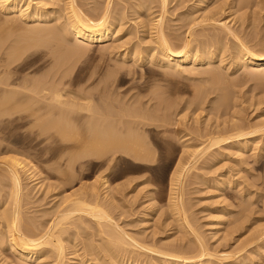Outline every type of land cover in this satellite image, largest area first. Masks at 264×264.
I'll list each match as a JSON object with an SVG mask.
<instances>
[{
    "label": "rangeland",
    "instance_id": "rangeland-1",
    "mask_svg": "<svg viewBox=\"0 0 264 264\" xmlns=\"http://www.w3.org/2000/svg\"><path fill=\"white\" fill-rule=\"evenodd\" d=\"M34 1L39 3L47 1L46 7L50 10L52 8L53 12L51 11L52 16L45 24L52 23L53 26L54 14L57 15L59 10L60 13L63 12L61 9L64 10V3L67 0ZM200 1L202 0H168L166 10L163 11L159 0L153 2L152 0H110L113 11L125 12L123 23H121L123 30H113L110 39L101 46L91 45L88 49L78 50L79 52L73 49L77 44L74 45L72 39L63 38L69 47L60 49L53 38H46V42L43 43L44 49H41L44 52L42 53L43 67L40 65V69L36 70L35 64L31 63L27 68L17 72L18 79L21 81L26 77H29V80L39 78L40 75L45 83V90L46 88L48 90L45 93L48 99L45 101L47 106L44 114V120L47 121L48 126H43L41 144L36 143L35 126H0V142L5 139V144H8L7 142L10 146L12 144V147L17 150L10 153H18L16 155L25 162H29L30 170L34 169L35 174L38 175L36 181L31 180L32 178L25 173L21 175L23 191H20L22 204L20 212L23 215L20 214L22 218L20 219L23 221L22 227L25 226V229L21 227L24 231L30 225L34 227L36 224H43L42 226L45 227L50 224L54 219L53 207L57 208L65 196L70 194L82 196L89 191L88 194L91 196L86 201L92 207L97 205L98 209L102 208L104 212L106 211L105 213L108 212L112 223L119 224L122 231L130 234L137 241L141 240V243L145 245H154L153 247L159 249L163 246V251L164 246H167L165 249L167 251L169 245H177L172 247L174 250L176 248L175 251L178 248L179 253L192 251L194 255L196 253L194 251L201 244L209 248L208 252L211 249L210 253L214 255H227L230 261L240 258L238 260L242 262L252 260V264H264V261H261L264 260V253H261L264 252L261 251L264 250V239H262L264 223L260 225L262 230L256 227L260 222H264V216L261 215L264 212L262 209L264 207L262 204L264 203L262 200L264 199L262 198L264 197V131H258L259 134L256 132L253 138H244L245 148L242 149L238 148L237 141L243 138H237V141L232 139L229 143L213 142L217 137L222 135L225 137L226 131H232L231 135L235 133L234 130L237 132L242 126L243 130L245 127L247 128L245 130H249L260 125L264 126V71L256 74L251 67H241L237 70L233 68L234 57H236L235 48L239 42L243 41L249 48L264 54V0H250L249 2L253 5L250 4L249 7H240L242 3L248 2L247 0H205L202 1V6L199 4ZM76 2L78 7L81 6L82 11L94 18V15L102 11L103 4L105 6L107 0H76ZM140 2L148 4V7L146 8V5L145 8H141ZM234 5L235 8L231 9ZM96 9L98 11H95ZM17 12L1 10L0 23L3 24L4 19L10 20L12 15L15 22H22L18 20L20 17ZM95 12L97 13L94 14ZM161 13H164V32L170 36L174 44H180V40L190 38L189 41L200 42L201 45L205 44L209 47L215 45L218 48L220 52L212 58L210 66L207 67V63L199 65L200 67L196 69L198 73L192 70L190 72L189 69L178 73L162 64H150L147 61L146 57L153 46V43L149 42H153L154 39L151 34L153 28L149 27H153ZM63 17L62 13L61 18ZM64 19L66 21V18ZM225 25L232 28V36L228 34ZM208 29L211 30L208 31L209 34ZM174 46L179 47V45ZM136 47L139 48L136 49ZM147 47L149 50L143 51ZM30 50L27 54L34 49ZM141 52L144 59L141 57V61H137L142 55ZM123 53L128 55L125 59L122 58ZM221 53L224 56L223 62ZM135 55H137L136 58ZM1 71L0 75H3L4 72ZM56 90L62 93L61 96L63 95L60 96L61 101L68 104L61 103L62 106L56 101L53 97L55 94L53 92ZM231 127L234 129L231 130ZM227 134L226 137L229 135ZM212 138L215 139L211 140ZM5 144L2 142L0 146ZM126 147H131L132 150L125 151ZM2 156L5 155L0 153V160L3 159H1ZM245 158L246 161H244ZM176 165L184 166L182 170L180 167L179 171H183L188 165L189 168L187 173H185L187 169L184 172L181 186L183 188L175 191L170 174ZM0 166V214L5 216L0 217V239L3 238L0 243V264H37L39 259L41 262L39 264H53L55 257H51L55 256V253L53 252L51 256V252L48 251L50 255L48 256L46 251L50 246L43 247L46 248L43 253L47 256L44 258L43 255L38 259L34 257L20 259L7 248L4 240H9L11 233L5 231L7 228H4V221L11 209L12 196H8L11 191L9 190L10 181L5 171L7 167L1 163ZM231 170H237L240 173L237 171L230 173ZM103 179L108 181L109 190L101 186ZM222 179L235 182L234 187L222 191L219 188L220 183L223 182ZM240 179L243 182H239ZM217 190L222 191L223 195ZM174 191L182 197V206L179 211H176L174 200H172L176 195ZM23 195L26 198H23ZM75 198L80 201L81 197ZM89 198L91 200H88ZM222 200H224L223 205H220ZM226 202L228 206L225 205ZM177 212L179 215L176 214ZM84 216H77L81 218L79 221L77 220L80 218L75 220L77 217L74 216L75 218H70L71 221L68 219L67 224L61 226L60 231H57L58 228L56 230L63 234L61 237H63L64 245L68 243L65 245L66 255L61 264L73 263L81 253L88 255V248L92 244V246L96 245L95 249L100 246V249L107 248L106 250L102 248L104 251L97 249L96 255L88 256L89 263L97 261L95 258L100 251L102 252L99 257L102 256L104 259V261L100 260L101 264L111 263L114 259L110 260V258L117 254L120 256H115L114 261L117 260L116 263L113 261L115 264L127 263L126 256H130L133 260L136 258L140 264H146L149 260L150 264H154L156 261L157 256L147 250H144L143 255L139 254L142 259L145 258L144 261L138 253L135 255H138L141 261L137 256L132 258L133 250L128 254V246L125 247L127 252H116L117 254L110 255L111 247L104 245L103 242L107 236L105 233L102 235L105 228L101 229L96 220L87 215ZM186 221L196 231L189 228V223ZM102 223L108 225L107 222ZM214 224V229L210 228ZM37 225L36 229L40 233L44 228L39 229ZM36 229L33 231L37 235ZM198 238L202 239V242ZM249 242L253 247H250ZM196 243L199 245L195 247ZM99 244L100 246L97 247ZM74 245L77 246L76 249L81 247L76 254L72 253ZM82 247L87 249L86 253ZM129 249L132 248L129 247ZM174 250L172 253L178 254ZM120 253L126 254L121 257ZM255 254L260 257L259 260H256ZM151 257L154 258L151 259ZM254 257L255 261H253ZM43 258L44 261L46 259L45 262ZM162 260L163 258L158 259V264L166 262ZM212 261L214 264L219 263L216 259Z\"/></svg>",
    "mask_w": 264,
    "mask_h": 264
},
{
    "label": "bare ground",
    "instance_id": "bare-ground-1",
    "mask_svg": "<svg viewBox=\"0 0 264 264\" xmlns=\"http://www.w3.org/2000/svg\"><path fill=\"white\" fill-rule=\"evenodd\" d=\"M43 1V0H42ZM66 1V0H65ZM64 1V2H65ZM96 1V0H95ZM153 1H156V0H152ZM158 1V0H157ZM160 1V4H161V8L162 10L164 11V9L166 8V6L168 5V0H159ZM202 1H205V0H202ZM200 1L199 4L200 6L203 5V2ZM248 2H244L240 5V7H249L250 4H252L251 2H249L250 0H247ZM38 2V3H37ZM35 2L34 0H28V1H24L22 2V0H0V11L3 10V11H18V15L20 18H18V20L20 19L22 22H15L14 19L12 18V15L10 17V20H6L4 22L3 20V24L0 23V71L2 70L4 72V74L0 75V126H35L36 127V134H35V139H36V143L37 144H41L42 140H43V126H48L46 125V122L44 120V114L46 113V106L45 105V101L48 99H46V97H48L47 95H45L46 91L48 92L47 88L45 90V83L43 81V78L39 75V78H35V79H31L29 80L27 77L26 78H23L22 81L18 79V74L17 72L21 71L23 68H27L29 65H31V63H34L35 64V69L36 70H39L40 67L42 66V60H43V54L44 52H42V48L44 49L43 47V43L46 42V38H49V39H52L55 40V43H56V46L60 49H62L61 47H63L64 49L67 48L69 46H67L63 40L64 39H72V43L75 45V43L77 44L76 46L73 47V49H75L77 52H79L78 50H83V49H88L89 46L91 45H99L101 46L102 44H104L108 39H110V36L112 34V31L113 30H123L122 29V25L121 23H123L122 21L124 20V13L122 12H119V11H113L111 9V3H110V0H107V2L105 3V6L103 4V7L102 8V11L101 9H99L101 12L99 14H96L97 12H95L94 14V18L88 16L86 14L85 11H82L80 9V7H78V4L76 2V0H67L64 4H65V7H64V10H62L61 8V11L63 12H59L57 9L56 11L57 12V15H55L54 13V20H55V24H53V26L48 23V24H45L47 22V20L52 16L51 14V11H52V8L50 10V8L46 7L47 4V1L46 2H42V3H39V1ZM52 2V1H51ZM148 2V1H147ZM150 2V1H149ZM32 3H35V4H32ZM55 3V2H54ZM93 3V1H92ZM100 3V2H99ZM151 3V2H150ZM56 4V3H55ZM63 4V2H62ZM95 4V3H94ZM140 7L141 8H146L148 7V4L146 3H141L140 2ZM54 5V4H53ZM59 5V4H58ZM96 5V4H95ZM157 5V4H156ZM231 5V4H230ZM253 5V4H252ZM50 6V5H49ZM56 6V5H55ZM86 6V5H85ZM139 6V5H138ZM232 6V5H231ZM52 7V6H51ZM96 7V6H95ZM102 7V6H101ZM157 7V6H156ZM59 8V7H58ZM158 8V7H157ZM235 8V5L233 7H231V9H234ZM92 9V8H91ZM115 9V8H114ZM154 9V8H153ZM55 10V9H54ZM94 10V9H93ZM144 10V9H143ZM166 10V9H165ZM95 11H98L97 9ZM124 11V10H123ZM148 11V9H147ZM53 12V11H52ZM92 13L94 11H91ZM140 12V11H139ZM151 12V11H150ZM158 12V11H157ZM9 13V12H8ZM13 13V12H11ZM59 13V14H58ZM62 13L64 14V17L61 18L62 16ZM144 13V12H143ZM102 14L101 16H97V15H100ZM163 14L164 13H161L160 14V18L157 19V21L155 22V24H153V27H149V25L147 27L149 28H153L152 29V36L154 37L153 39V42H149V43H153V46L152 48L150 49L146 59L147 61L150 63V64H162L164 66H166L167 68L175 71V72H178V73H181V72H186L189 71L191 72H195L197 67L201 64H206L207 63V67L210 66L209 63L212 62V58H214L217 54H219V50L217 47H209L208 45L205 46L204 45H201L200 42H194V41H189V39H185V40H180V44H174L172 41H171V38L170 36H168V34L166 35L165 32H164V28H163ZM7 15V14H6ZM10 14H8L9 16ZM17 15V16H18ZM16 16V15H15ZM93 16V15H92ZM96 16L98 18H96ZM139 16V15H138ZM145 16V14H144ZM12 18V20H11ZM15 20L16 17H14ZM61 18V19H60ZM66 18V21L65 19ZM149 18V17H148ZM64 19L63 21H60ZM123 19V20H122ZM149 21V20H148ZM1 22V21H0ZM16 24H15V23ZM144 22V20H143ZM23 23V24H22ZM30 25H29V24ZM31 23H38V24H31ZM44 23V25H43ZM152 22H150L151 24ZM224 24V23H223ZM51 25V26H50ZM145 26V25H144ZM152 26V25H151ZM165 26V25H164ZM208 27V25H207ZM225 28H227V31H228V34L230 36H232V28H228L226 25L224 26ZM205 28V27H204ZM221 28V27H220ZM231 29V30H230ZM148 30V29H146ZM218 30V29H216ZM215 30V31H216ZM221 30V29H220ZM193 31V30H192ZM208 31H211L210 29L207 30ZM214 31V32H215ZM224 31V29H223ZM150 33V32H149ZM234 33V32H233ZM209 34V32H208ZM212 34V33H211ZM150 35V34H148ZM206 37L208 38L207 36V33L205 34ZM213 35V34H212ZM235 35V34H234ZM194 36V34H193ZM210 36V35H209ZM225 36V35H224ZM228 36V35H227ZM205 37V38H206ZM236 37V36H234ZM150 38V37H149ZM152 38V37H151ZM206 38V39H207ZM238 38V37H236ZM233 39V38H232ZM45 40V41H44ZM69 40V41H70ZM74 40V42H73ZM192 40V38H191ZM199 40V39H198ZM205 40V39H204ZM234 40V39H233ZM242 40V39H241ZM51 41V40H50ZM67 41V40H65ZM149 41H152L149 39ZM206 41V40H205ZM217 41V40H216ZM219 41V39H218ZM239 41V39H238ZM145 42V41H144ZM203 42V41H201ZM207 42V41H206ZM210 42V41H209ZM140 43V42H139ZM71 43H69L70 45ZM208 44V42H207ZM214 44V43H213ZM246 44V43H245ZM242 42H239L236 46V53H235V64L233 65V68L234 70H237L241 67H244V68H252L254 73L256 72V74L258 72H261V71H264V54H260L259 52H256V50L254 48H249V46L246 44L245 45ZM152 45V44H151ZM150 45V46H151ZM174 45H179V49L176 48ZM55 46V47H56ZM105 46V45H104ZM139 46V45H137ZM202 46V47H201ZM204 46V47H203ZM208 46V47H207ZM135 47V46H134ZM142 47V46H141ZM140 47V48H141ZM145 47V46H144ZM71 48V47H70ZM139 48V47H136V49ZM146 48V47H145ZM145 50H149V47H147V49ZM30 49H34L30 54H27V52L30 50ZM254 49V50H252ZM56 50V49H55ZM59 50V49H58ZM142 50V48H141ZM153 50V51H152ZM31 51V50H30ZM54 51V50H53ZM66 52V50H65ZM222 52V51H221ZM145 53V52H144ZM262 53V52H261ZM27 54V55H26ZM55 54V53H54ZM142 54V52H141ZM147 54V53H146ZM222 54V53H221ZM221 58H222V62L224 61L223 58V54L221 55ZM234 54V52H233ZM63 55V54H62ZM75 55V54H74ZM140 55V54H139ZM138 55V56H139ZM66 56V55H65ZM128 55L126 53H123V59H125ZM137 55H135V58H136ZM143 54L139 56L138 60L137 61H141L140 58L142 57L143 58ZM134 58V59H135ZM220 58V59H221ZM144 59V58H143ZM226 59V58H225ZM145 61V60H143ZM220 61V60H219ZM58 62V61H57ZM64 62V61H63ZM60 63V62H59ZM41 65V66H40ZM162 66V67H164ZM43 67V66H42ZM200 67V66H199ZM207 69V68H206ZM1 71V72H2ZM2 72V73H3ZM189 72V73H190ZM197 72V71H196ZM198 73V72H197ZM201 73V72H200ZM25 76V75H24ZM21 77V76H20ZM59 91V90H58ZM50 92V91H49ZM60 92V91H59ZM56 91H54L53 93V97H55L56 101H58L60 104H66L67 102L66 101H69V100H66L65 102L66 103H63V101H61L60 99V96L61 94ZM51 93V92H50ZM48 94V93H47ZM46 96V97H45ZM63 96V95H62ZM61 96V97H62ZM53 97L51 96V98L53 99ZM50 98V99H51ZM49 99V100H50ZM73 101V99H72ZM49 102V101H48ZM54 102V101H53ZM58 102H57V105H58ZM74 103V102H73ZM72 103V104H73ZM61 104V105H62ZM68 104V103H67ZM71 106H75V105H72ZM56 105V106H57ZM60 106V105H59ZM63 106V105H62ZM66 106V105H64ZM67 107V106H66ZM51 109V107H50ZM69 109V107H68ZM72 109H74L72 107ZM52 110V109H51ZM66 110V109H65ZM48 112V111H47ZM67 114V112H66ZM98 122V121H97ZM102 124V123H101ZM100 124V125H101ZM261 124V123H260ZM259 125V124H258ZM8 126V127H9ZM257 126V125H256ZM233 127V126H232ZM231 127V128H232ZM241 127V126H240ZM243 127V126H242ZM240 128L239 131L236 132V130H234L235 133L231 134L230 135V132H227L224 133V136L225 137H222L220 136L219 138L217 137L216 139L215 138H212L211 140L215 139L213 142L214 143H217L219 141H224V142H231L232 139H236V141L238 140L237 138H240L243 140H238L237 141V144H238V148L242 149V148H245V139L244 138H253V136L256 135V132L258 133V131H264V126L260 125V126H257L253 129H249V130H245L247 129L245 127V129L243 130V128ZM1 129V127H0ZM21 129V128H20ZM47 129V128H46ZM234 128H232L231 130H233ZM28 130V129H27ZM3 131V130H2ZM30 131V130H29ZM210 131V130H209ZM1 132V131H0ZM215 132V131H214ZM218 132V131H217ZM216 132V134H218ZM210 133V132H208ZM229 135H228V134ZM1 134V133H0ZM9 134V133H8ZM32 134V133H31ZM211 134V133H210ZM226 134L228 135L226 137ZM259 134V133H258ZM30 135V134H29ZM28 135V136H29ZM133 135V134H132ZM261 135V134H260ZM258 136V135H257ZM2 138V137H1ZM10 139V137H9ZM28 139V138H27ZM258 139V138H257ZM5 140V139H4ZM4 140L2 139L1 142H0V145L1 143L4 142ZM210 140V141H211ZM234 141V140H233ZM7 142V141H6ZM33 142V141H32ZM244 142V143H243ZM249 143V140L247 141ZM246 142V143H247ZM9 144V142H7ZM208 143V142H207ZM220 143V142H219ZM227 143V144H228ZM5 144L4 146H0V153H3L5 156H2L0 160V163L5 165L7 168H3L5 171H6V175L10 181V185H9V190L11 191V193L9 192L8 196L10 195V197L12 196V204H11V209L9 211V215L6 217L5 219V227L4 228H7L5 231H9L11 234H10V238L9 240H4V242H6V246L7 248L9 249V251H11L12 253L16 254L17 257H19L20 259L21 258H25V259H28V258H33L34 259H38L40 258L41 256L44 255V258L49 254L48 251H50L51 253V256L53 254V252L55 253V256H52L51 258L55 257L53 259L54 263L53 264H61L63 261V258L65 257V245L68 244L66 243L64 245L63 243V237H61L63 234H61V232H57V231H60L61 230V226H63V224H67L66 221H71L70 218H75L74 216H80V217H83L84 215H87L91 218H93L94 220L97 221V224L98 226H101V229L105 228L104 231H103V234L105 233V236H106V239L103 240L104 242V245L106 244V246L108 245L109 247H111V251H110V255H114L119 253V252H127L125 251V247L128 246V250L129 252H127L128 254L131 252V256H133L132 258H134V256H137V258L142 254L143 255V252L144 250H147L152 252L153 255L157 256L156 257V261L154 262L152 260V262H154V264H158V259L161 260L163 258V262L164 260H166L165 263H161V264H214V261L213 260H218V262L221 264H252V260L250 261H247V262H242L238 259V256H237V260L236 261H230L229 260V257L225 254H221V255H214L213 253H210V250L208 252V249L206 247H203L201 244L198 246L197 243L194 244L195 247H197V250L194 251V247H193V251L196 252L194 255H193V252L191 251L190 252V248H189V252L190 253H181V255H179L180 253L178 252V248H177V251L176 248L175 250L172 248L174 246L177 247V245H169L170 246V250H169V246H168V250L165 251V249H167L166 247L167 246H164V251L162 250L163 246L159 248H156V247H153L154 245H148L145 243H141L142 241H137L135 238L131 237L130 234L122 231L120 229V227L114 223H112L111 221V218L109 217V215L107 213L104 212V210H102V208H99L96 207L97 205H95L94 207H92V205L90 203H88L87 198L89 196H91L88 191V193H84L81 195H76V196H79L81 197L79 200L80 201H77L76 200V196H74V194H70L68 196H65L64 198H62V200L60 201V203L58 204L57 208L56 206L53 207L54 209L52 210V214H54V219L51 221L50 224H48L47 226L43 227L41 225H37L38 228H44L42 231H40L39 233V230L36 229V225L33 227V225H30L29 227H26V230L24 231V227H22V218L20 217V214H21V197H20V191L22 189V183L21 181L23 182L22 180V174L25 175L27 174L29 178H32L31 180H35L37 179L38 175L37 173L35 174V171L34 169L31 171L30 170V167L31 165H28L27 162H25V160H22L20 157H18L16 154H13V153H10V152H15V148L12 147V144L10 146V144ZM120 144V143H119ZM127 144V143H126ZM125 144V145H126ZM208 144H213L212 142L211 143H208ZM222 144V143H221ZM234 144V142H233ZM236 144V143H235ZM27 145V144H26ZM256 145V144H255ZM25 146V145H24ZM121 146V144H120ZM208 146V145H207ZM210 146V145H209ZM214 146V145H213ZM206 147V146H205ZM249 147V146H248ZM17 148V147H16ZM131 148V147H130ZM130 148H127L126 147V150L125 151H130L132 149ZM217 148V147H216ZM235 148V147H234ZM236 148V149H238ZM247 148V147H246ZM27 149V148H26ZM252 149V148H251ZM191 150V149H190ZM211 150V148L209 149ZM220 150V149H219ZM233 150V149H232ZM21 151V150H20ZM23 152V151H22ZM21 152V154H22ZM25 152V151H24ZM124 152V151H123ZM210 152V151H209ZM208 152V153H209ZM137 153V152H136ZM192 153V152H191ZM196 153V152H195ZM232 154V153H231ZM235 154V153H234ZM242 154V153H241ZM239 154V156L241 155ZM254 154V153H253ZM226 155V154H225ZM252 155V154H251ZM138 156V155H137ZM197 156V155H196ZM238 156V157H239ZM193 157V156H192ZM198 157V156H197ZM242 157V156H241ZM191 160V159H190ZM196 160V159H195ZM243 160V159H242ZM239 161V160H238ZM246 161V158L245 160ZM239 163V162H238ZM188 164V163H187ZM33 165V164H32ZM179 165V164H178ZM176 165L175 168H174V171L172 172L171 175V181L173 184V188L175 189V191L179 188H181V186L183 185L182 184V179H183V176L185 173L188 172V169L189 168V165L185 167V169L183 171H179V168L182 170L184 166H178ZM181 165V164H180ZM1 167V166H0ZM33 167V166H32ZM187 169V171H186ZM236 169V168H235ZM3 170V171H4ZM37 170V168H36ZM230 170V169H229ZM228 170V171H229ZM238 170V169H237ZM235 170V171H237ZM39 171V170H38ZM186 171V172H185ZM234 171V170H233ZM231 170L230 173L233 172ZM235 171L233 173H235ZM239 171V170H238ZM237 171V172H238ZM182 172V173H181ZM185 172V173H184ZM236 172V173H237ZM25 173V174H24ZM227 173V172H226ZM240 173V172H238ZM73 174V173H72ZM242 174V173H241ZM3 175V174H2ZM232 175V174H230ZM238 175V174H237ZM245 175V174H244ZM41 176V175H40ZM233 176V175H232ZM240 176V174H239ZM5 177V176H4ZM229 177V176H227ZM241 177L243 178V176L241 175ZM6 178V177H5ZM211 178V177H210ZM226 178V177H225ZM231 179V177H229ZM233 178V177H232ZM237 178V177H236ZM230 179H227L229 181H223L222 179V183H220V189L222 191H225V190H230V188H233L234 187V183L235 182H231ZM246 179V178H244ZM5 180V179H4ZM30 180V179H29ZM215 180V179H214ZM235 180V179H233ZM247 180V179H246ZM8 181V182H9ZM237 181V180H236ZM241 181V179L239 180V182ZM245 181V180H244ZM210 182V181H209ZM216 182H218L216 180ZM215 182V184H216ZM238 182V181H237ZM243 182V181H241ZM61 183V182H60ZM65 183V182H64ZM24 184V183H23ZM58 184V183H57ZM102 187L104 189H110V185L108 183L107 180L103 179L102 183H101ZM213 185V184H212ZM239 185V184H238ZM25 187V185H23ZM241 186V185H239ZM1 187V186H0ZM237 187V186H236ZM60 188V186L58 187ZM95 188V187H94ZM183 188V187H182ZM181 188V189H182ZM239 188V187H238ZM49 189V188H48ZM52 189V188H51ZM50 189V190H51ZM87 189V188H86ZM93 189V188H92ZM108 189V190H109ZM218 189V188H217ZM218 189V190H220ZM26 190V189H25ZM214 190V189H213ZM217 190V191H218ZM61 191V190H60ZM174 191V193H175ZM183 191V190H182ZM181 191V193L183 194V192ZM215 191V190H214ZM222 191H218L220 194ZM3 192V191H2ZM6 192V191H5ZM25 192V191H24ZM82 192H86V191H82ZM226 192H229V191H226ZM57 193V192H56ZM92 193V192H91ZM49 194V193H48ZM54 194V193H53ZM176 194V193H175ZM26 195V193H25ZM95 195V194H94ZM101 195V194H100ZM174 195V194H173ZM222 195H223V192H222ZM22 196V195H21ZM28 196V195H27ZM99 197V196H98ZM104 197V196H103ZM23 198H26L24 195H23ZM22 198V199H23ZM29 198V197H28ZM61 198V197H60ZM75 198V199H74ZM264 198V197H262ZM78 199V198H77ZM222 199V198H221ZM76 200V201H75ZM88 200H91L90 198ZM174 200V205L176 206V211H179L181 210V206H182V197H180V194H176L175 195V198L172 199ZM184 200V199H183ZM220 200V199H219ZM225 200V199H224ZM222 200V204L219 203L220 205H223V201ZM264 200V199H262ZM25 201V199H24ZM22 200V202H24ZM29 201V200H28ZM27 201V202H28ZM47 201V200H46ZM59 201V200H58ZM75 201V202H74ZM57 202V201H56ZM87 202V203H86ZM90 202V201H89ZM221 202V201H220ZM43 203V202H42ZM47 203V202H46ZM99 203V202H98ZM262 203V202H261ZM56 204V203H55ZM91 206H90V205ZM264 204V203H262ZM100 205H102L100 203ZM217 205V204H216ZM227 205V202L226 204ZM232 205V204H231ZM228 206V205H227ZM220 206H218L219 208ZM2 208V207H1ZM217 208V207H216ZM183 209V207H182ZM262 209H264V207H262ZM215 210V208H214ZM183 211V210H182ZM262 212V211H261ZM264 213V212H262ZM262 216H264V214H262ZM4 214V213H3ZM6 214V213H5ZM178 214V212L176 213ZM259 214H260V211H259ZM23 215V214H21ZM83 215V216H82ZM179 215V214H178ZM184 215V214H183ZM215 215V214H214ZM217 215V214H216ZM2 216V214H0V217ZM181 216V215H180ZM219 216V215H218ZM227 216V215H226ZM5 217V216H4ZM3 216L1 218H4ZM52 217V216H51ZM80 217H77L75 220H77L78 218ZM85 217V216H84ZM185 217V215H184ZM214 217V216H213ZM21 218V219H20ZM89 218V220L91 219ZM32 219V218H31ZM43 219V218H42ZM51 219V218H50ZM83 219V218H82ZM181 219V217H180ZM187 218H185L186 220ZM222 219V218H221ZM4 220V219H3ZM34 220V219H33ZM81 220L78 219L77 221ZM182 220V219H181ZM29 221V220H28ZM35 221V220H34ZM46 221V220H45ZM95 221V222H96ZM107 222L108 225L106 224H103L102 222ZM3 222V223H4ZM26 222V221H25ZM187 222V221H186ZM215 222V221H214ZM213 222V223H214ZM259 222V221H258ZM42 223V222H41ZM77 223V222H76ZM79 223V222H78ZM85 223V222H84ZM189 223V222H187ZM264 223V222H260L259 225H257L256 223V227L258 228H261V224ZM24 224V223H23ZM45 224V223H44ZM96 224V223H95ZM96 224V225H97ZM182 224V223H181ZM186 224V223H185ZM75 225V224H74ZM73 225V226H74ZM80 225V223H79ZM82 225V224H81ZM69 226V225H68ZM89 226V225H88ZM104 226V227H103ZM211 226V225H210ZM213 226V227H212ZM210 228L214 229V225H212ZM254 226V225H253ZM24 229H22V228ZM76 227V226H75ZM90 227V226H89ZM93 227V225H92ZM191 227L190 223H189V228ZM1 228V227H0ZM34 228V229H33ZM58 228V230H57ZM60 228V229H59ZM63 228V227H62ZM38 230V234L36 235V233L33 231V230ZM75 229V228H74ZM74 229H72L74 231ZM191 229L195 230L193 228V226L191 227ZM57 230V231H56ZM97 230H98V227H97ZM190 230V229H189ZM257 230V229H255ZM262 230V228H261ZM258 229V231H261ZM56 231V233H55ZM65 231V230H64ZM99 231V230H98ZM102 231V230H101ZM196 231V230H195ZM15 233H17V235H15ZM59 233V234H57ZM68 233V232H67ZM196 233V232H195ZM215 233V232H214ZM194 234V233H193ZM216 234V233H215ZM260 234V233H259ZM196 236H198L197 234H195ZM31 236H34V237H31ZM103 236V237H105ZM3 237V236H2ZM199 237V236H198ZM195 239V238H194ZM201 242H202V239L198 238ZM197 239V240H198ZM225 239V238H224ZM264 239V238H262ZM0 243H2L3 241V238L0 239ZM83 240V239H82ZM102 240V239H101ZM100 240V241H101ZM139 240V239H138ZM256 240V239H255ZM254 240V241H255ZM97 241V240H96ZM196 241V239H195ZM150 242V241H149ZM198 243H200L199 241H196ZM251 242V241H250ZM249 242V245H251L250 247H253L252 246V243L250 244ZM101 243V242H100ZM175 243V242H174ZM74 244V243H73ZM82 244V243H81ZM103 244V243H102ZM151 244V243H150ZM156 244V243H155ZM204 244V242L202 243ZM254 244V243H253ZM259 244V243H258ZM262 244V243H261ZM93 245V244H92ZM90 245L88 250H89V253H87L88 255H85V254H82L79 255L78 259H77V256L75 257L77 260L76 261H73V263L71 264H96V263H100V260L102 261L103 257L100 256L99 257V254L100 252H97L99 253L98 256L95 258L97 261L95 262L94 260L95 259H92L94 262L92 263H89L88 261L90 260V257L88 256H91L92 254H95V251H97V249H100V244L97 245L100 246L98 247L97 249H95L94 246ZM166 245V244H165ZM179 245V244H178ZM1 246V245H0ZM5 246V247H6ZM45 246H50L48 248V250L46 249L47 251V255L44 254L43 252L45 251V249L43 247ZM84 246V245H83ZM156 246V245H155ZM160 246V245H159ZM205 246V245H204ZM247 246V245H245ZM259 246V245H258ZM262 246V245H261ZM68 247V245H67ZM75 248H73V252L74 254L78 253L79 250H81V247L80 249H76L77 246L74 245ZM129 247H131L132 249L130 250ZM181 247V246H180ZM249 247V248H250ZM83 248V247H82ZM106 250L105 247H102ZM101 248V249H102ZM245 248V247H243ZM242 248V249H243ZM248 248V247H247ZM257 248V247H256ZM260 248V247H259ZM70 249V248H68ZM100 249V250H101ZM126 249V250H127ZM175 252H178V254H175V253H172L173 250ZM196 249V248H195ZM207 249V250H206ZM240 249V248H239ZM254 249V248H253ZM261 249V248H260ZM259 249V250H260ZM85 248H83V251L85 252ZM103 250V249H102ZM187 250V249H186ZM251 250V249H250ZM99 251V250H98ZM104 251V250H103ZM108 251V250H107ZM235 251V250H234ZM253 251V250H252ZM251 251V252H252ZM261 251H264V250H261ZM260 251V252H261ZM117 252V253H116ZM146 252V254H147ZM247 252V251H246ZM46 253V252H45ZM71 253V254H72ZM86 253V252H85ZM135 253H138V255H135ZM258 253V252H257ZM261 253H264V252H261ZM68 254V253H67ZM108 254V253H107ZM121 254V253H120ZM126 254V253H125ZM122 255L121 257H124L125 256ZM150 254V253H149ZM148 254V255H149ZM182 254H187V255H182ZM189 254V255H188ZM103 255V254H102ZM152 255V256H153ZM248 255V254H247ZM256 255V254H255ZM3 256V255H2ZM50 256V255H48ZM87 256V257H86ZM104 256V255H103ZM116 256V255H115ZM115 256L113 258H110V260L112 259H116ZM118 256V254H117ZM116 256V257H117ZM120 256V255H119ZM118 256V257H119ZM146 256V255H145ZM151 256V254L149 255V257ZM154 256V257H155ZM230 256V255H229ZM257 256V255H256ZM74 257V256H73ZM92 257V256H91ZM102 257V258H101ZM111 257V256H110ZM128 261L130 258V256H126ZM129 257V258H128ZM141 257V260L144 261V259H142V256ZM153 257V258H154ZM158 257H162L161 259L158 258ZM231 257V256H230ZM246 257V256H245ZM42 258V257H41ZM44 258L42 259L44 261ZM94 258V257H93ZM151 257V259H153ZM215 258V259H214ZM257 256V259L254 257V260H259ZM7 258H5L6 260ZM49 259V257L47 258ZM66 259V258H65ZM126 259V258H125ZM139 261L140 258H138ZM243 259L244 256H243ZM91 260V261H92ZM113 260V261H114ZM121 260V259H120ZM124 260V258H123ZM155 260V259H154ZM261 260V259H260ZM46 261V259H45ZM44 261V262H45ZM51 261V260H50ZM99 261V262H98ZM104 261V259H103ZM109 261V260H108ZM111 262L109 264H115L116 261L114 262ZM126 260L127 263L125 264H140V262H138L136 260V258L131 259V261L128 262ZM146 261V260H145ZM240 261V262H239ZM246 261V260H245ZM261 261H264V260H261ZM8 262V261H7ZM39 263L40 262V259L38 260ZM121 262V261H119ZM217 261H215V263H218ZM258 261H256L257 263ZM37 263V264H39ZM105 264L107 262H104ZM103 263V264H104ZM124 263V262H123ZM142 263V262H141ZM144 263V262H143ZM146 263V262H145ZM148 264H150V260L149 262H147ZM146 263V264H147ZM218 263V264H219ZM44 264V263H43ZM108 264V263H107ZM117 264H121V263H118ZM259 264V263H258ZM262 264V263H261Z\"/></svg>",
    "mask_w": 264,
    "mask_h": 264
}]
</instances>
